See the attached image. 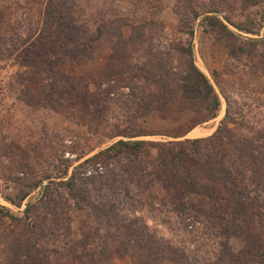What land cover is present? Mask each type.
Here are the masks:
<instances>
[{"label": "rangeland", "instance_id": "1", "mask_svg": "<svg viewBox=\"0 0 264 264\" xmlns=\"http://www.w3.org/2000/svg\"><path fill=\"white\" fill-rule=\"evenodd\" d=\"M191 60L214 119L182 95ZM119 140L145 145L101 153ZM18 256L264 264V0H0V264Z\"/></svg>", "mask_w": 264, "mask_h": 264}, {"label": "trees", "instance_id": "2", "mask_svg": "<svg viewBox=\"0 0 264 264\" xmlns=\"http://www.w3.org/2000/svg\"><path fill=\"white\" fill-rule=\"evenodd\" d=\"M204 14V22L206 24V27H204L205 32L220 34L222 38L226 40L227 46H230V44L232 43L235 44L237 41H241V36L232 31L220 16L215 15L214 13H212V11L206 12ZM195 16L199 17V15L197 14ZM237 28L245 32H252L250 29L243 27V25H237ZM190 53L192 55L191 51ZM180 81L183 92L182 95L185 98L186 102L190 104L188 106L196 110L198 109L197 104H201V106H203L201 108L205 110L204 113L206 114L204 121L214 119L218 116L222 104L221 98L207 74L204 73L200 68H198V66L193 60L190 61L189 68L185 72H183ZM195 141H201V139H196L193 142ZM144 145V140H119L110 147L101 151V153H112L118 150L140 151L141 149H143ZM173 158L181 160L183 157L180 156V153H178L177 151L173 153ZM160 159L161 161L163 160V170L166 171L167 165L165 164V160L167 158L166 156L161 154ZM71 181H73V179ZM184 185L187 186V188L192 193L207 195L211 197L216 195L213 189L211 190L210 187L206 185V183H203L199 180L198 174H195L191 171H184ZM25 197L26 195L23 197V199H25ZM11 202L14 201L11 199ZM30 206L31 205H28V208L26 209L25 213L28 212ZM6 215L16 220H22L19 217L11 215L10 213H6ZM27 236L31 237L29 235ZM27 245L28 243L26 244V249H28ZM18 259V264H28L25 263L24 260H22V257L18 256Z\"/></svg>", "mask_w": 264, "mask_h": 264}]
</instances>
